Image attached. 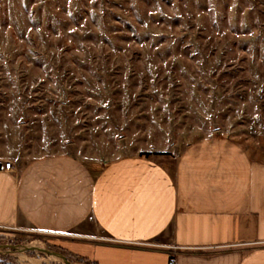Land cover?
Here are the masks:
<instances>
[{
	"label": "rangeland",
	"instance_id": "obj_1",
	"mask_svg": "<svg viewBox=\"0 0 264 264\" xmlns=\"http://www.w3.org/2000/svg\"><path fill=\"white\" fill-rule=\"evenodd\" d=\"M212 135L264 161V0H0L1 167ZM68 245L0 227V264H90Z\"/></svg>",
	"mask_w": 264,
	"mask_h": 264
},
{
	"label": "crops",
	"instance_id": "obj_2",
	"mask_svg": "<svg viewBox=\"0 0 264 264\" xmlns=\"http://www.w3.org/2000/svg\"><path fill=\"white\" fill-rule=\"evenodd\" d=\"M0 227L90 264H264V161L222 135L173 159L44 155L0 168Z\"/></svg>",
	"mask_w": 264,
	"mask_h": 264
},
{
	"label": "built area",
	"instance_id": "obj_3",
	"mask_svg": "<svg viewBox=\"0 0 264 264\" xmlns=\"http://www.w3.org/2000/svg\"><path fill=\"white\" fill-rule=\"evenodd\" d=\"M0 168H1V165H0ZM169 264H174V263H173V261H170V263H169Z\"/></svg>",
	"mask_w": 264,
	"mask_h": 264
},
{
	"label": "water",
	"instance_id": "obj_4",
	"mask_svg": "<svg viewBox=\"0 0 264 264\" xmlns=\"http://www.w3.org/2000/svg\"><path fill=\"white\" fill-rule=\"evenodd\" d=\"M51 253H53V252H51ZM60 257H64V256H62V255H59Z\"/></svg>",
	"mask_w": 264,
	"mask_h": 264
},
{
	"label": "bare ground",
	"instance_id": "obj_5",
	"mask_svg": "<svg viewBox=\"0 0 264 264\" xmlns=\"http://www.w3.org/2000/svg\"><path fill=\"white\" fill-rule=\"evenodd\" d=\"M21 255V254H20ZM21 258V257H20ZM30 261V260H29Z\"/></svg>",
	"mask_w": 264,
	"mask_h": 264
}]
</instances>
